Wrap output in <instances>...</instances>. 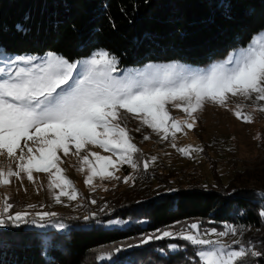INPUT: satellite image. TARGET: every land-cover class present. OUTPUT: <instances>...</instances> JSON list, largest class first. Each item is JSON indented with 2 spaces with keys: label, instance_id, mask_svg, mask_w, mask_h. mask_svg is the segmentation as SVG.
<instances>
[{
  "label": "trees",
  "instance_id": "obj_1",
  "mask_svg": "<svg viewBox=\"0 0 264 264\" xmlns=\"http://www.w3.org/2000/svg\"><path fill=\"white\" fill-rule=\"evenodd\" d=\"M262 30L264 0H0V48L7 54L56 52L75 62L105 49L121 69L168 61L208 67L246 47ZM260 183L254 188L245 181L229 188L165 183L159 191L139 186L112 202L111 210L103 204L100 209L107 211L87 221L58 215L70 230L50 234L49 245L36 227L9 224L0 229V264H202L198 248L182 239L141 242L191 222L201 231L232 225L242 245L264 253ZM118 217L132 224L124 229L95 224ZM87 222L93 224L82 227ZM108 253L111 258H105ZM246 262L264 264V255H249Z\"/></svg>",
  "mask_w": 264,
  "mask_h": 264
},
{
  "label": "snow or ice",
  "instance_id": "obj_2",
  "mask_svg": "<svg viewBox=\"0 0 264 264\" xmlns=\"http://www.w3.org/2000/svg\"><path fill=\"white\" fill-rule=\"evenodd\" d=\"M0 53L7 55L2 48ZM79 63L84 66L82 72L78 70L77 62H70L55 53L43 58L19 55L4 60L5 67H0V74L6 76L0 79V156L6 154L16 168L9 165L5 171L0 167V186L9 185L12 177L21 179L22 174L34 182V171L46 172L49 174L48 187L60 189L59 194L54 193L57 203L63 196L77 199L73 182L63 175L64 169L60 167L63 161L58 153L64 157L70 154L79 157L82 165L90 170L85 180L89 186L98 173L103 177L113 176L108 169L118 170V163L130 165L133 169L142 163L147 170L157 157L141 162V150L120 122L122 111L135 114L143 125L163 140H175L177 132L186 134L185 130L192 129L196 123L195 113L206 102L228 108L231 97H242L246 101L255 100L256 109L264 112V33L253 38L247 47L233 52L225 62L203 73L185 74L173 66L118 79L113 75L118 60L105 49L97 50ZM167 104L181 109L187 118L178 120L172 117ZM234 115L245 123H252L254 119L251 113L242 110L240 104L236 105ZM88 145L109 151L112 156L105 157L91 151L81 156V150ZM172 147H176L175 143ZM178 151L187 156L203 150L188 146ZM90 157L94 159L90 160ZM80 170L85 169L81 167ZM129 179L126 177L124 182ZM68 188L72 189L71 193ZM9 199L5 196L0 205V226L39 224L44 227L45 223H54L55 212L12 213L13 204L8 202ZM259 215L264 217V210ZM83 219L87 221L90 217ZM54 227L65 229L67 225L55 222ZM236 232L237 228L232 225H228L225 231L217 232L213 228L202 232L197 223H192L178 232L164 230L162 234L146 237L141 242L179 238L194 246H206L207 250L198 251L202 264H247L249 255H264L255 251L254 246L242 245L239 240L233 244L241 246L233 248L220 239ZM169 247L175 249L177 245ZM121 250L120 247L115 249L116 252ZM111 255L108 253L105 258H111Z\"/></svg>",
  "mask_w": 264,
  "mask_h": 264
},
{
  "label": "rangeland",
  "instance_id": "obj_3",
  "mask_svg": "<svg viewBox=\"0 0 264 264\" xmlns=\"http://www.w3.org/2000/svg\"><path fill=\"white\" fill-rule=\"evenodd\" d=\"M261 33H264V30L255 34L253 38H258ZM241 48L245 47H239L238 49ZM235 51H232L222 60L211 62L208 67L192 65L184 61L154 62L140 65V67L126 66V68L122 69L117 64L113 75L118 79H126L141 73H150L156 69L163 70L173 66L177 71L185 74L203 73L210 71L212 67L217 66L221 62H225ZM49 53L53 52H44L41 55H27L43 58ZM55 54L61 56L56 52ZM15 56L18 55L7 54L5 56L3 53H0V67H5L4 60ZM89 57L86 56L83 59L75 61L78 63L79 71L82 72L84 68L79 62L86 61ZM4 78L6 76L0 74V79ZM256 103L255 100L246 101L242 97H231L228 101V108L206 102L203 108L195 113V126L190 130H185L186 134L185 132H177L175 140H163L152 129L143 125L135 114H125L122 111L120 122L122 126H126L129 135L132 137V142L141 150L139 155L141 162L143 159H150L152 156L157 157V160L147 170H144L142 163L140 167L135 169L130 165L118 163V170L108 169L109 172L113 173V176L103 177L98 173L93 178L92 185L89 186L85 183V180L87 175L90 174V170L87 166L82 165L79 157L72 154L64 157L62 153H58V155H61V160L63 161L60 164V167L64 169L63 175L73 182L77 190V199L70 200L67 196H63L61 197V202L57 203L54 199V193L59 194L60 189H50L48 187V173L34 171V182L29 181L26 174H22L21 179L12 177L9 185L0 186V205L3 204L4 197L7 196L10 198L8 202L13 204V208L10 210L12 213L21 211L29 213L55 212L57 216H62V214H66L67 217H70V215L73 217L82 215L81 219H83L85 216L92 218L107 211V209L101 210L100 207L104 204L110 209L109 205H113L112 202H115L123 193L129 192L136 187L139 188V186H145L146 184L154 188L156 187V190L159 191L160 188L165 187V183L171 186L173 184L176 186H187L189 184L196 185L195 182H198L205 185L214 184L215 186L219 185L217 182L219 180L221 183L219 188L235 187L239 185V181H245L248 186L254 188L261 184L260 181H264V112L256 109ZM237 104L242 105L244 112L253 115L254 119L252 123H245L234 115ZM166 108L169 114L178 120L187 118L185 112L172 107L171 104H167ZM137 128L140 131H136ZM145 136H149L150 139L145 140ZM23 143L21 141V146H23ZM173 143L176 145L175 148L172 147ZM188 146L202 149L203 151H194L191 155L187 156L178 151L179 148ZM89 151L97 152L105 157L112 156L111 152L92 145H88L85 149L81 150L80 155L83 156ZM17 155H19V150H17ZM92 159L94 158L90 157V160ZM113 159L115 160L116 157L113 156ZM9 165L13 169L16 168V164L11 162L6 154L0 156V167L6 171ZM81 167H84L85 170L81 171ZM214 171L217 172L219 177L214 175ZM115 177H119V179ZM126 177L130 178L127 183L124 182ZM67 191L71 193L72 189L68 188ZM93 200L96 202L92 203ZM29 205H35L36 207L29 208ZM93 213H95V216H92ZM57 216L53 218L54 223L63 222L67 225L65 229L54 227V223L45 222H41L45 223L44 227H40L39 224H26V228L36 227L39 231L45 233L42 234L43 242L45 245H49L51 241L50 234L53 235V233H62L70 230L68 223L64 220H58L59 217ZM29 219H31V216ZM95 220L97 221L95 224H103V226L109 229L118 227L124 229L132 224V221L122 219L121 217ZM110 221H120V223H110ZM194 223L199 225L198 222ZM92 224L93 222L83 223L82 227H90ZM190 224H184L183 226H179L178 224L175 227L164 228L159 233L153 235H160L164 230L178 232ZM6 225L0 226V229L6 227ZM216 231L219 232L218 229ZM236 233H230L228 236L221 237L220 239L225 244L238 248V245L233 244L235 240L241 241L239 234L237 235ZM211 238L216 239L215 236ZM196 248H198L197 251L207 250L206 246H196Z\"/></svg>",
  "mask_w": 264,
  "mask_h": 264
}]
</instances>
